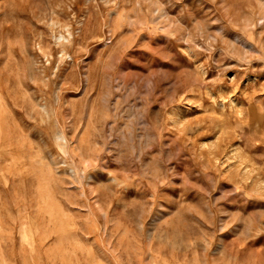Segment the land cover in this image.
<instances>
[{
	"label": "rangeland",
	"instance_id": "obj_1",
	"mask_svg": "<svg viewBox=\"0 0 264 264\" xmlns=\"http://www.w3.org/2000/svg\"><path fill=\"white\" fill-rule=\"evenodd\" d=\"M0 264H264V0H0Z\"/></svg>",
	"mask_w": 264,
	"mask_h": 264
}]
</instances>
